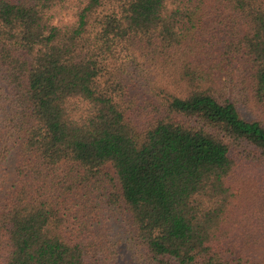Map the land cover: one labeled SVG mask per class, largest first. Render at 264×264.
Returning <instances> with one entry per match:
<instances>
[{"label": "trees", "instance_id": "obj_1", "mask_svg": "<svg viewBox=\"0 0 264 264\" xmlns=\"http://www.w3.org/2000/svg\"><path fill=\"white\" fill-rule=\"evenodd\" d=\"M11 160L0 264H264V0H0Z\"/></svg>", "mask_w": 264, "mask_h": 264}, {"label": "rangeland", "instance_id": "obj_2", "mask_svg": "<svg viewBox=\"0 0 264 264\" xmlns=\"http://www.w3.org/2000/svg\"><path fill=\"white\" fill-rule=\"evenodd\" d=\"M54 21H55L54 23H56L57 25H69V24L73 23L74 18H73L72 12H64L60 16V18L55 19ZM242 115L246 119H252V120H259L260 119V115L258 114V110L256 108L245 109V107H244V108H242ZM14 160L13 161L11 160L8 163V165H9V171L7 173L8 174V181H7V183L4 184L3 189H0V209L2 206L3 196L7 193V189L9 188L8 186H10V183L12 181V177L14 174V172L12 171ZM106 173H107L106 174L107 180L110 183H114L115 176H114L113 170L110 166L106 167ZM118 251L123 252L124 249H118ZM126 256H128V255H126ZM126 264H134V262L131 261V259L129 258L128 261L126 262Z\"/></svg>", "mask_w": 264, "mask_h": 264}]
</instances>
